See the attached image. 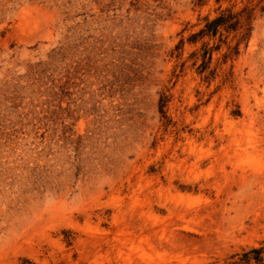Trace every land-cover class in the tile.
I'll return each instance as SVG.
<instances>
[{
    "label": "rangeland",
    "instance_id": "1",
    "mask_svg": "<svg viewBox=\"0 0 264 264\" xmlns=\"http://www.w3.org/2000/svg\"><path fill=\"white\" fill-rule=\"evenodd\" d=\"M0 264H264V0H0Z\"/></svg>",
    "mask_w": 264,
    "mask_h": 264
},
{
    "label": "trees",
    "instance_id": "2",
    "mask_svg": "<svg viewBox=\"0 0 264 264\" xmlns=\"http://www.w3.org/2000/svg\"><path fill=\"white\" fill-rule=\"evenodd\" d=\"M236 14L233 13H224L212 20H209L206 26L199 32L200 35L202 34H214L217 32L220 26H227V27H235L238 25L239 18L236 19ZM235 19V20H234ZM198 35V34H197ZM261 248H252L249 252H254L256 255L260 252ZM259 255V254H258ZM257 259H260L259 256H256Z\"/></svg>",
    "mask_w": 264,
    "mask_h": 264
}]
</instances>
